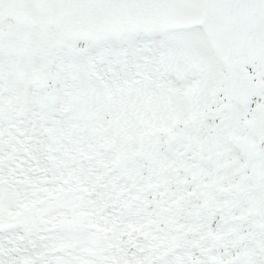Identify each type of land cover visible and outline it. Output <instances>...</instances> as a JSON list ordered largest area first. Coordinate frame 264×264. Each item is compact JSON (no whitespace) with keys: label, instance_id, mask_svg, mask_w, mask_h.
I'll return each instance as SVG.
<instances>
[{"label":"snow or ice","instance_id":"1","mask_svg":"<svg viewBox=\"0 0 264 264\" xmlns=\"http://www.w3.org/2000/svg\"><path fill=\"white\" fill-rule=\"evenodd\" d=\"M0 264H264V0H0Z\"/></svg>","mask_w":264,"mask_h":264}]
</instances>
